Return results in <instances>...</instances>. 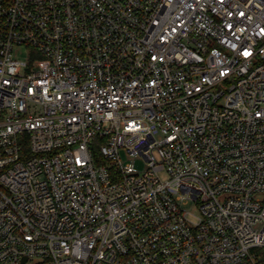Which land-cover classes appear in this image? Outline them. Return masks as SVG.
Masks as SVG:
<instances>
[{
	"label": "built area",
	"instance_id": "obj_1",
	"mask_svg": "<svg viewBox=\"0 0 264 264\" xmlns=\"http://www.w3.org/2000/svg\"><path fill=\"white\" fill-rule=\"evenodd\" d=\"M0 264H264V0H0Z\"/></svg>",
	"mask_w": 264,
	"mask_h": 264
},
{
	"label": "rangeland",
	"instance_id": "obj_2",
	"mask_svg": "<svg viewBox=\"0 0 264 264\" xmlns=\"http://www.w3.org/2000/svg\"><path fill=\"white\" fill-rule=\"evenodd\" d=\"M14 57L16 59H20V60H26L28 58L27 54L24 51L23 52L15 51L14 52ZM137 166L138 167H142L141 161H138ZM192 209H194V208H192ZM193 212H195V209L193 210Z\"/></svg>",
	"mask_w": 264,
	"mask_h": 264
}]
</instances>
